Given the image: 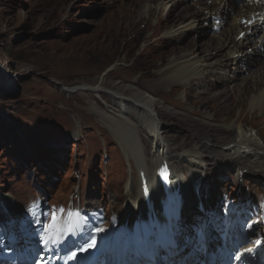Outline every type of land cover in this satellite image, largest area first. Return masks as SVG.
Returning <instances> with one entry per match:
<instances>
[{"label":"rangeland","instance_id":"374dc122","mask_svg":"<svg viewBox=\"0 0 264 264\" xmlns=\"http://www.w3.org/2000/svg\"><path fill=\"white\" fill-rule=\"evenodd\" d=\"M220 2L222 0H0V239L3 244L8 242L7 237L11 242L13 238L14 244L21 243L23 235L19 238L16 234L21 232L10 229L14 226L13 218L36 214L44 221L50 201L65 203L71 196L81 204L89 203L90 218L87 207L84 214L90 221L95 222L106 213L107 219L98 223L105 222L92 227V239L101 242L109 222L122 215L127 198H135L141 192L139 172L145 169L136 165L141 156L133 153L132 144L128 146V153L123 149L129 136L114 132L97 115L105 107L98 96L88 89L67 92L64 88L90 82L107 69L108 78L112 80L128 82L139 78L151 83L173 56L191 49L203 56L212 52L210 61L223 59L229 45L214 49L219 46V40L213 34L225 31L231 18L246 9L250 0H227L225 20L223 17L217 27L213 25L216 20L205 13L216 9ZM197 13L204 15L196 21L197 27L184 28L175 37L168 36ZM262 33L260 30L251 34L244 47L254 49ZM261 51L251 54L249 63L238 61L230 66L229 74L238 78L231 86L232 92L227 93L226 102L218 93L230 83L213 68L196 79L184 103L173 104L174 100L182 101L184 89L180 86L157 97L171 111L175 107L190 112L194 118L211 114L216 124L239 113L248 117L251 92L239 98V84L264 66ZM106 111H111V107ZM263 120L260 116L253 117L259 126ZM140 128L142 154H146L143 160L153 169L164 162L170 163L183 172L188 181L197 173L195 177L206 179V173L213 199L210 202L203 199V202L212 206L214 199L225 196L217 205L220 216L223 217L225 209L232 208L226 203L229 200L235 203V194L247 196L250 193L257 198V190L264 193L249 174L239 185L232 154H191L203 162L195 167L187 156L194 151L200 134L182 118L165 112L159 114L158 129L164 131V138L171 146L165 153H156L150 137ZM211 141L214 143L213 139ZM210 142L205 144L211 146ZM151 168L146 174L152 172ZM129 177L133 178L134 191L126 184ZM243 188L249 192H242ZM102 205L111 211L97 213ZM77 210L84 212L82 207ZM192 212L196 216L203 214L196 209ZM213 214L210 228L214 235L236 225L222 226L221 219L218 222ZM67 217L68 214L63 215ZM251 217L253 215L243 220V226L248 227ZM197 221L202 220L199 217ZM229 222L235 221L229 219ZM47 223L55 222L50 219ZM241 224L240 230L235 229L238 234L247 229ZM196 228L199 232L197 225ZM97 229L102 231L97 232ZM248 230L255 228L252 225ZM15 245L21 248L20 244ZM6 254L0 253V259Z\"/></svg>","mask_w":264,"mask_h":264},{"label":"bare ground","instance_id":"6f19581e","mask_svg":"<svg viewBox=\"0 0 264 264\" xmlns=\"http://www.w3.org/2000/svg\"><path fill=\"white\" fill-rule=\"evenodd\" d=\"M161 1L164 2V0ZM228 6L227 0H222L216 9L208 12L206 9L207 13L205 14L216 20L213 24L214 26L218 27L222 23L223 17L225 20L224 14L228 10ZM147 7L150 10V5ZM201 15L197 13L196 15L188 17L181 25V28L172 32L169 31L170 34L168 36L175 37L184 28L197 27L196 21L204 16ZM260 30L263 33L254 45V49H246L244 46L248 42L251 34ZM214 36L219 40V46L214 49L218 50L229 45L223 59L218 58L216 61H210L209 58L212 52L209 51L203 56L198 51L191 49L173 56L169 63L162 69L157 80L151 83L142 82L139 78L129 80L128 82L112 80L108 78V69L106 68V72L90 82H83L82 84L73 86L70 85L64 88L67 92L79 89L92 91L105 106L98 111L97 115L105 120L108 127L114 132L127 137L129 136L124 141L123 149L128 153L130 151V149L128 150V146L132 144L135 149L132 152H137L141 156L136 165L145 169L143 173L139 172L141 179L138 178V181L141 186V192L135 198L132 196V198H127L126 202L124 201L122 215L116 218L114 217L112 219L113 221L109 222L110 225L105 230L106 234L103 236L101 242L97 243L95 241V246L86 251H79V249L83 248L89 240L90 242L95 240L92 239L93 232L90 233L87 231L89 228L88 225L93 227L100 220H106V213L94 222L93 219L91 221L88 220L82 210H74L69 218H63L61 216L59 221L51 224L50 228L44 227V229H40V224L38 225L36 223V221H40L36 214H31L23 219L13 218L12 222L14 221V226L10 227V229L13 228L14 230L16 228V231L21 232L19 233V236L23 235L21 241L26 244L21 249L23 251L26 250V253L23 257L15 256V251L20 247L9 241L3 244L0 239V253H7L2 259L3 261L0 259V264H44L45 261H50V264H66V262H69L68 264H99L98 259L100 258L103 264L110 263L111 260L122 264H152L151 262L149 263L148 259L145 261H143L144 259H133L132 253H138L140 256H142V253H146L148 249L146 237L150 230L154 227L162 230L159 206L164 197L163 189H161V184L163 185L164 183V176L172 179L173 187L182 198L179 200L184 201L183 213L186 217H197L194 214L195 212L192 211L195 210L193 207L198 200L203 201V199H206L207 202H210L213 199L206 173V179L202 177L204 181L200 176L195 177L198 173L191 176L188 181V179L183 177V172L179 171L170 163L164 162L163 165H159L153 169L150 167L151 164L149 162L146 163L143 160L142 157L146 158V154H142L143 148L139 140L142 131L140 127H143L147 136L150 137L152 148L155 149L154 151L156 153H165L171 149V146L167 144L164 138V131H159L158 129L160 112L182 118L194 128L193 131L196 130L200 134L197 137L194 151L191 149L192 152H188L187 156L191 161H194L192 164L195 167L198 163H203L199 157L193 156L197 153L201 155H203V152L208 154L213 153V155L232 154L235 157V166L237 167L238 173L236 180H238L239 185L241 179L249 174L255 178L253 181L264 189V120L260 126L256 121H253L254 116H260L264 119V66L255 74L242 79L239 84V98H244L246 94L251 92L248 105V117L239 113L229 120H222L221 124H216L211 114L194 118L191 117L190 112L185 113L176 110L175 107L171 111L157 97L159 94L167 95L173 91L175 86H180L184 89L181 92L182 101L174 100L173 104L174 106H178L184 103L196 79L202 77L205 72L213 68V71L218 72L223 80L230 83L228 88L218 93V95H222L224 102H226L227 93L232 92L231 86L238 78L233 73L229 74L230 66L235 65L238 61L244 62L246 60L249 63L251 54L262 53L261 50L264 52V0H250V4L246 9L243 8L240 13L231 18L225 31L219 34L214 33ZM109 107H111V111H106ZM212 139L214 143H212ZM128 142H130L129 145L126 144ZM208 142L212 143L211 146L205 144ZM208 150L214 152H207ZM186 151H190V149H186ZM150 168L154 173L146 174ZM167 169L172 170V175L165 174ZM201 171L202 169L198 170V172ZM131 177H129L126 184L128 183V189L130 191H134L135 185ZM126 184L125 189L127 191ZM257 191L258 193L262 192L260 190ZM242 192L248 191L243 188ZM244 204H246L248 210H254L251 201L244 200V203L241 202L232 215V218L236 220V225L232 226L227 232L237 233L240 230L241 227L239 225L245 217V215L240 213L242 212V210L240 211V206ZM115 207L117 206L115 205ZM214 213L216 220L219 222L220 216L218 215V211H214ZM259 214L264 216V206L262 207V212ZM252 225L255 230L251 231L246 229L240 238H238L237 243L244 242L245 245L243 246L255 245L262 238L260 235L264 236V233H260L262 227L260 221L257 220ZM210 229L213 232L212 228ZM235 229L238 230L235 231ZM163 231L165 230L161 232L163 250L159 251V253H166L165 250H167L173 256L177 251H174L175 248L173 245L169 248L168 244H166L167 236ZM197 232L196 225L188 227L185 224L183 234L185 233L187 238H191L188 249L205 245L201 236L196 235ZM189 233L195 234L194 240H192V236ZM34 235H36L37 240H34ZM42 237L45 241L51 238L52 241L59 242L55 244L48 243V250L45 251L44 245L42 244ZM83 239L87 240L83 242ZM32 242H35V244L31 245ZM257 247L262 249L258 262L264 264V244L256 246V249ZM2 250L6 251L2 252ZM38 251L41 253L39 255L40 258L43 255L45 259L40 260L39 258L38 261H33L31 259L32 252L38 253ZM74 251L77 254L76 258L69 260L68 257ZM54 253L55 256H59L58 261L55 259L51 260L50 257ZM148 253L149 255L151 254V258H154L153 250H149ZM179 255L177 254L174 257L176 258ZM181 255L183 256L184 253H181ZM60 257H63V259H60ZM165 258L166 256L164 257L165 261L162 260V264H170L173 259L170 257L171 260L169 259L168 261ZM195 260H201L196 250H194L192 256L185 259L184 263L194 264Z\"/></svg>","mask_w":264,"mask_h":264},{"label":"snow or ice","instance_id":"6c2138e0","mask_svg":"<svg viewBox=\"0 0 264 264\" xmlns=\"http://www.w3.org/2000/svg\"><path fill=\"white\" fill-rule=\"evenodd\" d=\"M52 220H53V222H55V220H56L55 210H53V217H52ZM36 223L39 225V224L41 223V221L38 220V221H36ZM44 227H45V228H50L51 225H46V226H44ZM99 231H102V230H101V229H97V232H99ZM58 242H59V241H52L51 238H49L48 241H45V240H43V237H42V244L44 245L45 251L48 250V248H47L48 243L55 244V243H58ZM94 246H95V240H92L91 242L87 243L83 248H80L79 251H86V250H88V249H91V248L94 247ZM249 251H250V250H249ZM76 255H77V254H76V252L74 251V252H72L71 255L68 257V259L71 260V259L76 258ZM240 258H241L240 256L237 257V259H240ZM60 259H63V257H60ZM44 264H50V261H45Z\"/></svg>","mask_w":264,"mask_h":264}]
</instances>
